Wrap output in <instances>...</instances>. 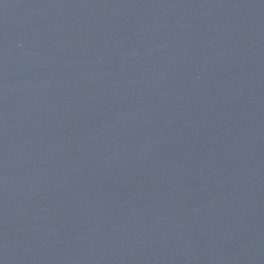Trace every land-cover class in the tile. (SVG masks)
Listing matches in <instances>:
<instances>
[{
    "label": "water",
    "instance_id": "95a60500",
    "mask_svg": "<svg viewBox=\"0 0 264 264\" xmlns=\"http://www.w3.org/2000/svg\"><path fill=\"white\" fill-rule=\"evenodd\" d=\"M0 264H264V0H0Z\"/></svg>",
    "mask_w": 264,
    "mask_h": 264
}]
</instances>
